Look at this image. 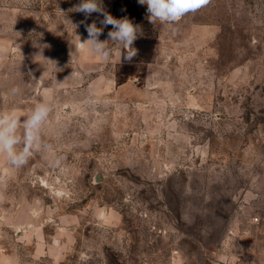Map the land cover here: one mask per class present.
Masks as SVG:
<instances>
[{
    "label": "rangeland",
    "instance_id": "rangeland-1",
    "mask_svg": "<svg viewBox=\"0 0 264 264\" xmlns=\"http://www.w3.org/2000/svg\"><path fill=\"white\" fill-rule=\"evenodd\" d=\"M79 2L0 0V111L52 106L49 147L0 155V264H264V0L175 24L103 0L131 62L79 46Z\"/></svg>",
    "mask_w": 264,
    "mask_h": 264
},
{
    "label": "clouds",
    "instance_id": "clouds-1",
    "mask_svg": "<svg viewBox=\"0 0 264 264\" xmlns=\"http://www.w3.org/2000/svg\"><path fill=\"white\" fill-rule=\"evenodd\" d=\"M210 0H138V4L146 6L149 23L157 21L163 24H175L189 13H195L208 4ZM69 12L82 13L85 17L80 21L88 34L80 47L88 46V50L103 60L107 61L114 46L122 48L121 59L131 62L138 55V50L133 46L139 38L141 27L128 17L115 18L105 8L103 0H80ZM93 13L102 16L97 21L87 23ZM111 26L108 39L101 41L100 36L104 29ZM78 27V25H75ZM109 41L112 46H109ZM20 89L13 87L11 93L18 94ZM52 111L51 100L45 97L37 103L27 114L21 115L16 110L0 111V155H5L8 163L14 168L26 165L35 151L49 147L44 144L41 136L42 125L48 120ZM23 118V119H22Z\"/></svg>",
    "mask_w": 264,
    "mask_h": 264
},
{
    "label": "crops",
    "instance_id": "crops-1",
    "mask_svg": "<svg viewBox=\"0 0 264 264\" xmlns=\"http://www.w3.org/2000/svg\"><path fill=\"white\" fill-rule=\"evenodd\" d=\"M21 115H23V114H25V111L24 110H21V109H19V110H17Z\"/></svg>",
    "mask_w": 264,
    "mask_h": 264
}]
</instances>
